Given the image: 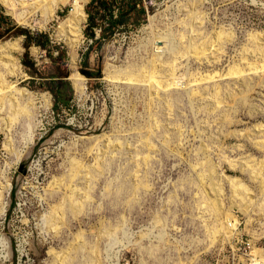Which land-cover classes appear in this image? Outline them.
<instances>
[{
  "label": "rangeland",
  "instance_id": "1",
  "mask_svg": "<svg viewBox=\"0 0 264 264\" xmlns=\"http://www.w3.org/2000/svg\"><path fill=\"white\" fill-rule=\"evenodd\" d=\"M106 4H0V264H264V0Z\"/></svg>",
  "mask_w": 264,
  "mask_h": 264
},
{
  "label": "bare ground",
  "instance_id": "2",
  "mask_svg": "<svg viewBox=\"0 0 264 264\" xmlns=\"http://www.w3.org/2000/svg\"><path fill=\"white\" fill-rule=\"evenodd\" d=\"M35 2L36 0H26V1L24 0H0V4L5 8L8 15L11 16L13 19H16L15 17L16 13L19 11V8L22 7V5L23 6L26 5L25 9H27L28 4H32V3L34 4ZM40 2L41 4H43L44 7H50V6H54V7L61 6L62 7L63 5L68 6L71 3H74L75 10L79 11V13L75 11L70 21L72 22V24L74 22L75 26L79 28V32L81 31V28H80L81 24L85 23L87 19L85 9H86L87 4H89V0H40ZM81 39L82 37L80 36L79 40ZM16 47H17V44L13 46V45H10V43L5 44L4 46L0 45V55L4 54L8 50L14 51ZM73 78H74L76 88L80 91L84 90L82 87L83 81L82 79H80L81 76H75ZM6 88L7 90H10V91L12 90L10 87H6ZM0 90H1V86H0ZM3 97L4 95L1 94V91H0V103L3 101ZM231 220H232V216L224 215V220L221 222L222 227L214 231V234L216 235L217 233H223L225 236L229 237L232 233H231L230 228H228L227 223Z\"/></svg>",
  "mask_w": 264,
  "mask_h": 264
},
{
  "label": "trees",
  "instance_id": "3",
  "mask_svg": "<svg viewBox=\"0 0 264 264\" xmlns=\"http://www.w3.org/2000/svg\"><path fill=\"white\" fill-rule=\"evenodd\" d=\"M111 1H112V3H116V2H117V0H111ZM97 2H99L100 5H102V6H104V7H107L106 0H93V4H95V3H97ZM134 9H135L134 6H131V3H128V8H127V10L124 11L125 13H124V12H119V16H118L117 20L114 21V20H113V16L111 15L112 26L116 25L117 23H123V21L125 20V18L127 17V15H128L130 12H132V10H134ZM143 11H144V10H143ZM0 25H2V21H1V20H0ZM106 35H107V31L104 32V36H106ZM29 40H30V44L36 42V40H35L34 38H32V37H31V38L29 37ZM29 40L27 39V42L25 43V46L28 45ZM39 45H40V44H39ZM40 46L46 48V44H44V45H40ZM61 95H62V94H61ZM59 103H61V104L64 105V106H68V105L70 104L69 97H68L67 95L58 96V104H57L56 108L59 107V105H60Z\"/></svg>",
  "mask_w": 264,
  "mask_h": 264
},
{
  "label": "water",
  "instance_id": "4",
  "mask_svg": "<svg viewBox=\"0 0 264 264\" xmlns=\"http://www.w3.org/2000/svg\"><path fill=\"white\" fill-rule=\"evenodd\" d=\"M24 166H22V168H23Z\"/></svg>",
  "mask_w": 264,
  "mask_h": 264
},
{
  "label": "built area",
  "instance_id": "5",
  "mask_svg": "<svg viewBox=\"0 0 264 264\" xmlns=\"http://www.w3.org/2000/svg\"><path fill=\"white\" fill-rule=\"evenodd\" d=\"M24 1H26V0H24Z\"/></svg>",
  "mask_w": 264,
  "mask_h": 264
}]
</instances>
